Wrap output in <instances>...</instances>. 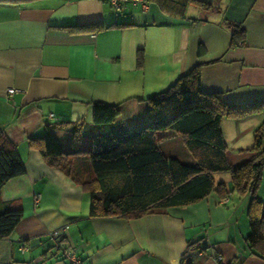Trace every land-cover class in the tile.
Masks as SVG:
<instances>
[{
    "label": "crops",
    "instance_id": "obj_1",
    "mask_svg": "<svg viewBox=\"0 0 264 264\" xmlns=\"http://www.w3.org/2000/svg\"><path fill=\"white\" fill-rule=\"evenodd\" d=\"M151 2L144 12L128 5L115 14L107 0H0V135L25 170L0 191L3 202L22 209L10 238L0 241V264H69L59 258L64 253L81 264H264L245 243L249 200L232 192L226 174L213 175L214 186L228 193L224 200L212 192L195 204L137 219L89 218L82 186L28 147L47 125H92L93 104L119 106L120 124L143 128L144 100L197 65L202 93L219 94L232 106L264 103V0H189L181 13ZM96 25L105 28L83 29ZM235 26L245 43L232 48ZM10 88L15 92L7 96ZM262 123L264 106L244 118L221 120L233 161L251 157L240 153L252 147ZM55 136L64 153L79 152L73 172L90 183L94 177L83 156L90 140L75 146L61 129ZM155 138L166 156L191 163L178 136ZM256 194L264 203V169ZM188 244L194 246L188 250Z\"/></svg>",
    "mask_w": 264,
    "mask_h": 264
},
{
    "label": "trees",
    "instance_id": "obj_2",
    "mask_svg": "<svg viewBox=\"0 0 264 264\" xmlns=\"http://www.w3.org/2000/svg\"><path fill=\"white\" fill-rule=\"evenodd\" d=\"M29 1L15 0V3ZM154 2L170 6L171 13L175 11L173 7H179L181 13L189 0ZM199 6L203 8L202 4ZM104 28L102 25L83 27L90 32ZM244 43V32L238 26L233 27L231 47ZM201 53L199 50L198 55ZM138 66H141L140 61ZM199 67L195 66L164 91L144 100L147 124L143 128L128 129L120 124L116 120L120 115L119 106L93 104L92 125L79 122L47 125L41 137L28 141V147L37 152L48 167L61 170L82 186L89 197V218L137 219L155 210L195 204L212 192L218 193L219 199H226L228 193L222 186H214L213 181V175L226 174L231 179L232 192L249 200L247 250L250 255L264 260V203L256 194L264 169V123L254 130L252 147L240 153L251 154V157L239 162L228 156L220 128L223 118H244L262 109L264 103L232 106L219 94L202 93ZM47 119L54 120L49 116ZM58 129L69 134L75 146L81 139L90 140L89 149L83 155L94 177L90 183L74 174L75 157L79 152L61 150L55 136ZM162 133L179 137L191 163L162 152L155 138ZM24 173L16 149L0 135V191L9 180ZM21 219L19 203L0 199V241L10 238ZM193 246L188 244L187 249ZM59 258L64 259V254Z\"/></svg>",
    "mask_w": 264,
    "mask_h": 264
},
{
    "label": "built area",
    "instance_id": "obj_3",
    "mask_svg": "<svg viewBox=\"0 0 264 264\" xmlns=\"http://www.w3.org/2000/svg\"><path fill=\"white\" fill-rule=\"evenodd\" d=\"M110 8L114 13L121 12L122 9L125 8V6H130L133 8H139L142 12L146 11L148 8V2L147 0H107ZM15 92L14 89L10 88L7 90L8 95H13ZM49 118H52V115H49ZM39 196L34 197V204L37 205L39 202ZM26 248H21V250H25ZM64 257L69 262V264H81V262L75 258L72 255H69L68 253H64ZM219 258H216V261H219Z\"/></svg>",
    "mask_w": 264,
    "mask_h": 264
},
{
    "label": "rangeland",
    "instance_id": "obj_4",
    "mask_svg": "<svg viewBox=\"0 0 264 264\" xmlns=\"http://www.w3.org/2000/svg\"><path fill=\"white\" fill-rule=\"evenodd\" d=\"M7 96H10V95L7 94ZM223 200H224V199H223Z\"/></svg>",
    "mask_w": 264,
    "mask_h": 264
}]
</instances>
